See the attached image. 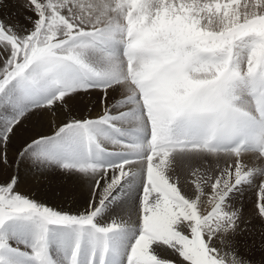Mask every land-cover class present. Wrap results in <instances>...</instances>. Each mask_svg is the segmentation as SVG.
<instances>
[{
    "label": "snow or ice",
    "instance_id": "obj_1",
    "mask_svg": "<svg viewBox=\"0 0 264 264\" xmlns=\"http://www.w3.org/2000/svg\"><path fill=\"white\" fill-rule=\"evenodd\" d=\"M25 6L33 13L27 17L29 29L17 31L0 20V106H23L3 138L5 145L29 112L44 115L41 110L58 102L71 111L74 94L95 90L107 101L122 91L125 81L114 54L130 63L139 57L144 66L129 70L139 95L122 92L98 118L64 122L54 134L33 137L18 154L22 158L39 149L40 162L87 176L92 194L82 213L62 212L14 193L13 176L0 187V264H85L86 248V264H109L116 238L135 229L137 221L139 234L126 264H220L209 259L203 227L227 219L226 198L252 180L254 173L245 175L243 154L264 160V0H88L87 5L26 0ZM194 46L203 49V58H210L215 47L236 52L243 46L250 74L206 99L190 98L197 86L192 80L149 92L146 81L164 73L170 62L183 65L184 52ZM237 88L243 96L239 105L232 103ZM205 154L234 159L218 173L201 172L195 165ZM105 155L117 159L102 163ZM185 168L193 177V196L181 186L179 173ZM133 182L141 187L138 210L102 223L98 218ZM202 198L210 205L207 211L201 209ZM256 209L264 215L262 184ZM10 224L35 230L31 252L12 246ZM53 243L63 249L59 260ZM155 246L177 259H162Z\"/></svg>",
    "mask_w": 264,
    "mask_h": 264
},
{
    "label": "bare ground",
    "instance_id": "obj_2",
    "mask_svg": "<svg viewBox=\"0 0 264 264\" xmlns=\"http://www.w3.org/2000/svg\"><path fill=\"white\" fill-rule=\"evenodd\" d=\"M74 95L76 96V100L72 105L71 111H69L67 106H62L58 102L57 105H54L50 109L41 110L44 115L35 112L28 121H23L18 124L15 129L12 130V134L8 136L6 145L0 141V184H2V187L8 186L11 178L14 176V193H19L21 196L29 197L40 204L62 212H72V214L82 213L88 207L92 194V181L79 172H67L57 165L49 166L40 162L37 160L38 158H34L36 156L35 150L37 149L29 150L22 158H18V154L21 153L26 144L31 142L33 138L30 137L34 136L36 132L51 135L54 134L56 128L62 126L64 122H70L73 119L79 118H98L103 114L105 107L110 106L113 102L119 101L122 98V91H116L107 101H102L101 97L104 94L98 93L95 90L80 92ZM6 105L7 108H9L10 105H14L13 111L17 114H19L23 108L22 105H17L15 103L5 104L2 107L5 108L4 106ZM0 112L3 113L4 109L1 108ZM5 121L10 124L12 122L11 118ZM24 124H30L33 128L28 132V127ZM1 129H3V126ZM111 134L115 135V133ZM108 147L112 148L111 145H108ZM217 155L219 154H205L195 166L199 167L201 172H204L203 168H206V165H204L203 162L211 163V167H213L212 165H214L216 161H213L212 158ZM82 156L84 159H87L86 153H83ZM226 156L228 155L224 157ZM116 159V157L105 155L103 163L115 162ZM223 159L225 160V158H222V160ZM242 159L244 164L250 167H254L255 163L260 160L254 153H245ZM255 168L256 167L251 169L254 170ZM179 175L184 192L189 196H193L194 188L191 183L193 177L190 172L185 168L180 171ZM119 195L120 199L109 206L103 217L98 218L102 223L110 224L114 220L125 219L127 214L134 213L138 210L141 202V187L139 183L133 182L131 186L126 185ZM203 203L204 198L200 201V204ZM202 208L204 210V205ZM9 231L14 237L10 241L14 248H19L21 252L32 251L30 245L34 242V229L24 228L17 224H10ZM260 231H262V235H264V228L261 224H259L255 232H249L246 227H240L238 223L235 232L229 234L223 242L214 238L212 247H215L217 250L232 252L242 260L248 261L249 264H264V252L260 248L264 245V236H258ZM138 234L139 222L137 221L135 229H129L116 238L114 246L115 253L109 258V264H126L127 255ZM55 239L56 238L53 237V240ZM26 245L29 246L26 247ZM52 252L54 258L57 260L61 259L63 249L58 243H53ZM154 252L162 259H177V257L171 253V250L162 246H155ZM83 256H88L87 248L84 250ZM14 259L19 260L20 258L16 257ZM25 264H34V262L26 261ZM184 264H188V262H184Z\"/></svg>",
    "mask_w": 264,
    "mask_h": 264
},
{
    "label": "clouds",
    "instance_id": "obj_3",
    "mask_svg": "<svg viewBox=\"0 0 264 264\" xmlns=\"http://www.w3.org/2000/svg\"><path fill=\"white\" fill-rule=\"evenodd\" d=\"M87 5L88 0H83ZM3 3V0H0ZM216 27H219L217 22ZM55 47V46H53ZM203 49L200 46H194L192 51H185L186 57L183 65L170 62L166 66V71L162 74H157L151 80L146 81L148 91L155 92L159 88L166 86L173 81L192 80L197 86L193 87L190 92V98L193 100L206 99L219 92L226 84L242 82L245 77L250 74V70L244 69V56L243 46L241 49L233 52L230 48L224 49L222 47L212 48L209 52L210 58H203L200 53ZM253 54H248V61L251 62ZM54 58V53L52 54ZM114 63L119 65L124 79L122 92H127L130 95H139L138 90L133 86L129 80V70L135 68L142 70L144 62L139 57L136 58L135 63H130L129 60L119 58V54H114ZM243 73V75H241ZM204 81H207L206 83ZM183 93L184 89H179ZM243 101V96L240 91L233 92L232 103L239 105ZM255 170L249 169L245 175L254 173ZM264 185V183H262ZM226 211V210H225ZM227 219L218 220L211 227L204 225L203 233L207 235V246H210L209 259H215L220 264H249L248 261L242 260L232 252L217 250L212 247L213 239H219L221 242L225 240L229 234L234 233L238 227L240 219V209L226 211ZM264 218V215H260ZM164 239L163 236L159 237ZM195 240L196 238L193 237ZM203 240V236L200 238Z\"/></svg>",
    "mask_w": 264,
    "mask_h": 264
},
{
    "label": "rangeland",
    "instance_id": "obj_4",
    "mask_svg": "<svg viewBox=\"0 0 264 264\" xmlns=\"http://www.w3.org/2000/svg\"><path fill=\"white\" fill-rule=\"evenodd\" d=\"M25 4H26V0H3V3H0V20L4 21L8 26L14 27L17 31H24V30L29 29L31 27V24H30V21L27 19V17L32 16L33 13L30 12V10L25 6ZM4 107L5 108H3L1 106V108L4 109V112L3 113L0 112L1 113L0 114V116H1L0 117V123H1L0 124L1 125L0 126V130H1L0 131V141L2 143H4L3 138L7 135L8 128L11 125L9 122H6L5 120H9L11 118V120L13 122L16 119V117L19 115L13 111L14 105H12V106L10 105V107L8 106L10 109L7 108V105ZM1 108H0V111H1ZM6 108H7V110H6ZM34 113L35 112H33V113L29 112L24 117V119L20 121V123L23 121L24 122L28 121L29 118ZM14 115H17V116H14ZM24 125H26L28 127V132L33 128L30 126V124H24ZM2 126H3V129H1ZM13 129H15V128H13ZM38 134H40V133L36 132V134L34 136H36ZM34 136H32L30 138H33ZM39 151H40L39 149L35 150L36 156L34 158L37 159V153ZM224 156L225 155H223V154H219L217 156H214L212 159H213V161H216V163H214V165H212L213 167H211V163H207V162L204 163L203 162V164L206 165V168H203V171L204 172L211 171L213 174H215V173H218L220 170H222L226 166L230 167L234 157H231V156L224 157ZM222 158H225V160L223 159L224 160L223 161ZM258 163H260V164H258ZM207 166H210V167H207ZM245 166H246V164H245ZM246 167H247V170L254 168V167L257 168V169L256 168L254 169L255 171H254V175H253L252 180L250 182L241 184L233 192H231L229 194V196L226 198V201L224 204V209L226 211L240 209V219L238 222L239 226L240 227H246L249 232H255L256 229L259 227V224H261V226L264 228V218H262L258 214L257 209H256V203L258 202V185L264 183V160L260 159L259 161H257L255 163L254 167H250L248 165ZM248 167H249V169H248ZM0 187H2V184H0ZM203 205H204V210L202 208ZM200 206H201V209L203 211H207L210 208V205L207 203V200L205 198H204V203L200 204ZM261 235H262V231L259 232L258 236H261ZM262 236H264V235H262ZM260 248L264 252V245ZM83 259H84L85 264H86L87 256H83Z\"/></svg>",
    "mask_w": 264,
    "mask_h": 264
}]
</instances>
